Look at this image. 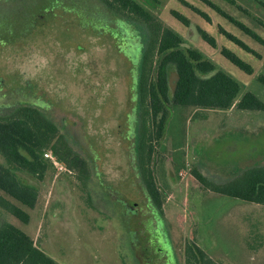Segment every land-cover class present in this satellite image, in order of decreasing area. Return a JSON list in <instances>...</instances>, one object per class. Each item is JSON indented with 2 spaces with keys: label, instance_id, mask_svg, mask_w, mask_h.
<instances>
[{
  "label": "rangeland",
  "instance_id": "obj_1",
  "mask_svg": "<svg viewBox=\"0 0 264 264\" xmlns=\"http://www.w3.org/2000/svg\"><path fill=\"white\" fill-rule=\"evenodd\" d=\"M185 47L200 51L264 102V45L199 0H135ZM182 1L202 10L205 21ZM264 40V0H210ZM185 15L184 26L171 15ZM221 26L246 43L247 53L217 33ZM143 26L117 20L97 0H0V114L36 104L63 127L92 165L85 190L76 171L59 163L38 186L24 224L0 209L58 264H184L185 241H194L218 264H264V206L217 194L195 177L216 182L264 164V111L196 110L170 105L154 159L162 212L152 208L136 160V78ZM214 36L253 68L247 75L198 35ZM176 81L169 70V94ZM197 111V112H196Z\"/></svg>",
  "mask_w": 264,
  "mask_h": 264
},
{
  "label": "trees",
  "instance_id": "obj_2",
  "mask_svg": "<svg viewBox=\"0 0 264 264\" xmlns=\"http://www.w3.org/2000/svg\"><path fill=\"white\" fill-rule=\"evenodd\" d=\"M105 11L117 20L129 19L143 26L144 45L140 52L136 78L138 109L137 139L135 145L137 169L141 185L153 209L162 212V195L157 183L154 159L170 115V105L190 106L196 110L264 111V102L247 91L240 98V85L214 63L191 47H185L179 34L163 26L135 0H97ZM219 16L226 19L257 43L264 40L241 21L235 19L210 0H199ZM241 9L234 0H225ZM183 4L210 22V17L195 6ZM170 15L189 25L188 18L176 10ZM264 26V24H262ZM200 38L223 58L247 75L253 74L252 66L233 51L218 46L214 36L197 27ZM217 33L257 57L259 55L246 43L221 26ZM173 68L176 81L169 94V70ZM264 85V76L257 77ZM197 112V111H196ZM61 127L46 109L36 104L19 103L0 114V209L26 224L29 214L24 208L33 209L38 198V186L48 168L43 157L51 151L59 163L76 171L84 189L90 179L92 165L82 150L74 148ZM197 181L211 192L264 206V164L245 169L225 182H216L199 172ZM30 178V179H28ZM0 264H58L38 248L33 239L8 221L0 223ZM184 264H218L194 241L188 239L184 246Z\"/></svg>",
  "mask_w": 264,
  "mask_h": 264
},
{
  "label": "built area",
  "instance_id": "obj_3",
  "mask_svg": "<svg viewBox=\"0 0 264 264\" xmlns=\"http://www.w3.org/2000/svg\"><path fill=\"white\" fill-rule=\"evenodd\" d=\"M43 157L48 160L49 162H51L52 165L54 166H58L57 164H59L58 160L56 159V157L52 154L51 151L47 150L43 153Z\"/></svg>",
  "mask_w": 264,
  "mask_h": 264
},
{
  "label": "crops",
  "instance_id": "obj_4",
  "mask_svg": "<svg viewBox=\"0 0 264 264\" xmlns=\"http://www.w3.org/2000/svg\"><path fill=\"white\" fill-rule=\"evenodd\" d=\"M136 98H137V94H136V91H134V94H133L131 99H135V101H136Z\"/></svg>",
  "mask_w": 264,
  "mask_h": 264
}]
</instances>
